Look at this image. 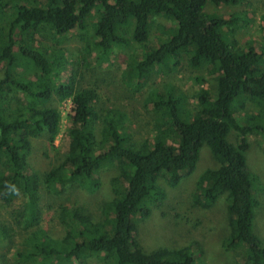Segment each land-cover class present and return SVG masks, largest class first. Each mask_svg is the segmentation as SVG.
<instances>
[{
	"label": "trees",
	"instance_id": "16d2710c",
	"mask_svg": "<svg viewBox=\"0 0 264 264\" xmlns=\"http://www.w3.org/2000/svg\"><path fill=\"white\" fill-rule=\"evenodd\" d=\"M244 1L0 0V203L8 205L21 197L24 210L13 216L15 225L24 233L32 230L22 248L15 250V264H87L90 259L105 264H198L192 246L145 251L136 239V218L147 217L149 205L162 203L165 195L158 180L175 187L193 172L203 146L218 165L198 176L191 206L207 209L224 197L228 229L223 247L242 250L245 264H264V241L254 232L259 203L253 192L255 177L246 164L249 144L244 137L258 134L264 139L262 53L224 39L223 30L236 18L210 17L204 11L207 2L218 8ZM93 14L94 41L85 54L95 53L98 65L108 63L115 46L131 42L140 51L151 48L146 46L151 25L163 17L173 27L163 32L166 36L156 47L133 61L138 79L153 70H176L186 57L188 67L208 69L214 93L200 90L196 108L189 110L177 89L162 88L152 110L167 111L168 116L159 118L150 140L133 144L122 116L111 110L103 115L107 133L97 141L93 123L99 118V94L95 88L77 86L71 62L58 47L66 35L83 30ZM44 38L55 48L43 46ZM261 38L264 42V24ZM53 94L60 101L72 96L67 129L58 143L65 156L40 181L30 171L28 157L33 137L45 131L52 145L58 135L59 114L46 106ZM246 101L255 112L244 110ZM231 129L237 134L234 145L227 142ZM104 166H114L118 175L111 179L113 197L102 208L100 220L83 207L60 206L57 217L64 229L60 238L37 227L42 183L50 191L52 183L66 179L94 191ZM57 170L64 178H57ZM7 231L9 227L0 228L5 238Z\"/></svg>",
	"mask_w": 264,
	"mask_h": 264
},
{
	"label": "rangeland",
	"instance_id": "374dc122",
	"mask_svg": "<svg viewBox=\"0 0 264 264\" xmlns=\"http://www.w3.org/2000/svg\"><path fill=\"white\" fill-rule=\"evenodd\" d=\"M204 11L210 17L220 14L236 18L237 21L230 28L223 30L224 39L228 42L234 41L239 48L252 46L260 51L262 66H264V42L261 38V27L264 24V0H245L236 6L218 8L207 2ZM96 25L97 16L93 14L84 23L83 30L66 35L60 40L58 47L65 50L66 58L71 62L70 68L73 70L77 86L95 88L99 94L97 105L99 118L93 123L97 141L100 140L101 134L107 133L103 115L111 110L122 116L123 126L133 144L140 145L144 140H150L159 118L168 116L167 111L156 113L152 110V102L162 88L177 89L189 110L196 108L197 93L200 90L214 93L215 82L209 75L208 69L188 67L186 57L176 70L172 68L170 71L167 68L153 70L149 75L138 79L132 68L133 61L144 56L152 47H156L157 40L166 36L163 32L173 27L171 21L163 17L154 19L146 45L151 48L140 51L142 48L131 42L115 46L108 63L101 65H98L99 62L95 60V53L85 54L88 47H92ZM127 34L128 30L125 36ZM42 44L50 50L55 48L52 41L46 38L43 39ZM71 102V95L60 101L59 96L53 94L46 103V106L56 108L60 117L58 135L52 145L49 143V134L45 131L32 138L28 164L32 174L38 176L40 181H43V178L64 160L65 148L58 146V143L67 129V115ZM244 104L245 111L255 112L248 101ZM235 107L237 110L241 109L240 103L238 102ZM240 113L242 114L243 111ZM239 121L241 125H244L243 119L239 118ZM244 137L249 144V149L245 153L246 164L255 177L253 192L259 203L255 214L254 232L264 241V139L258 134H249ZM236 139L237 134L231 129L227 142L234 145ZM217 165L209 149L203 146L195 169L177 186L170 187L163 179L157 181V185L165 195L162 203L154 207L149 205L147 208L150 214L147 217L139 215L136 218V239L145 251L192 246L197 252L198 264H245L242 250H226L223 247L228 229L225 198L219 197L207 209L191 206V194L198 176L205 169L216 168ZM117 175L114 166L102 167L98 173L100 184L94 191L83 189L66 179L62 183H52L50 191L42 183L39 191L41 216L37 227L42 228L51 238H60L64 232L57 217L60 206L83 207L93 219L100 220L102 208L113 197L111 179ZM56 176L64 178V173L57 170ZM24 205L25 202L21 197L8 205L0 203V228L9 227L10 230L9 233L7 231L6 238L0 234V264H15V250L21 249V244L31 234L32 230L24 233L17 228L13 217L23 212ZM37 227L34 231L38 229ZM87 264L105 263L90 259Z\"/></svg>",
	"mask_w": 264,
	"mask_h": 264
}]
</instances>
